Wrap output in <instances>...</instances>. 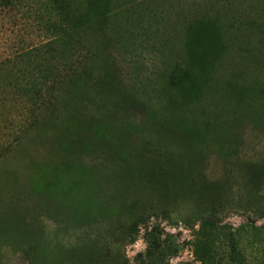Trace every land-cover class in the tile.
Instances as JSON below:
<instances>
[{
    "label": "rangeland",
    "instance_id": "rangeland-1",
    "mask_svg": "<svg viewBox=\"0 0 264 264\" xmlns=\"http://www.w3.org/2000/svg\"><path fill=\"white\" fill-rule=\"evenodd\" d=\"M263 224L264 0L0 10V264H137L154 228L149 264H264Z\"/></svg>",
    "mask_w": 264,
    "mask_h": 264
},
{
    "label": "trees",
    "instance_id": "trees-1",
    "mask_svg": "<svg viewBox=\"0 0 264 264\" xmlns=\"http://www.w3.org/2000/svg\"><path fill=\"white\" fill-rule=\"evenodd\" d=\"M19 3V0H0V10L3 12L7 11H15V8L17 7ZM16 57H30V47H23L22 49H17V51H10L6 53L3 58L6 61H9L12 58ZM5 62V61H4ZM256 231L258 235L264 234V224L257 227ZM144 240L147 244L145 252L144 253H138L136 255V263L137 264H149L151 259L154 258L157 254H160L163 250V246L166 242H168L166 239H161V234L154 228L151 230V232H147L144 234ZM174 250L175 248H171ZM182 264H188V263H182Z\"/></svg>",
    "mask_w": 264,
    "mask_h": 264
}]
</instances>
